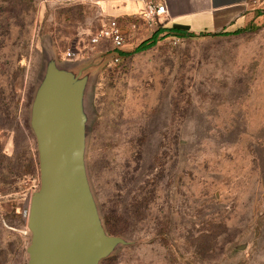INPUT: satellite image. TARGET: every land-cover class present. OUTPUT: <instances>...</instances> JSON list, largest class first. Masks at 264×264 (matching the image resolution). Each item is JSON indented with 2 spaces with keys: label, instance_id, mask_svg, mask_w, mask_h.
Wrapping results in <instances>:
<instances>
[{
  "label": "rangeland",
  "instance_id": "1",
  "mask_svg": "<svg viewBox=\"0 0 264 264\" xmlns=\"http://www.w3.org/2000/svg\"><path fill=\"white\" fill-rule=\"evenodd\" d=\"M110 2L0 0V99L10 112L0 145L29 166L0 182V264L27 260L25 210L39 187L29 115L50 62L85 78L84 161L99 215L124 172L159 178L145 219L99 264H264V0L240 32L160 33L141 51L159 17L152 27L142 12L117 18ZM114 18L126 32L116 64L109 43H90Z\"/></svg>",
  "mask_w": 264,
  "mask_h": 264
},
{
  "label": "water",
  "instance_id": "2",
  "mask_svg": "<svg viewBox=\"0 0 264 264\" xmlns=\"http://www.w3.org/2000/svg\"><path fill=\"white\" fill-rule=\"evenodd\" d=\"M187 32L189 27L172 24ZM32 98L29 126L35 138L39 187L30 196L26 264H99L126 244L103 226L85 168V78L47 64Z\"/></svg>",
  "mask_w": 264,
  "mask_h": 264
},
{
  "label": "trees",
  "instance_id": "3",
  "mask_svg": "<svg viewBox=\"0 0 264 264\" xmlns=\"http://www.w3.org/2000/svg\"><path fill=\"white\" fill-rule=\"evenodd\" d=\"M245 29V28H242ZM242 29H238L234 32L224 33H206L207 35H226L230 33L240 32ZM163 33V37H179V38H190L194 37L195 34L189 32H183L175 30L170 27H165L163 24L158 28L150 39L144 41L136 51L145 50L153 47L157 42L158 34ZM122 55H127L126 52H121ZM3 99H0V131L10 130L9 127L5 129L2 127L7 121H9L10 112L6 104L2 103ZM14 157H7L2 153V147L0 145V182L13 183L20 179L26 173V168L22 164V155L14 153ZM37 164V163H36ZM150 170L151 165H150ZM134 170V169H133ZM133 182V186H129V180ZM157 175L151 178H136L133 175H129L126 171L121 175L120 183H115L119 190L115 194V199L107 200L100 205V216L106 233L109 235L116 236H127L132 232V225L145 219L144 212L147 209L148 203L150 202V195L153 192L156 181L159 179ZM134 179V181L132 180ZM151 187V188H149ZM162 233H165L164 229H159Z\"/></svg>",
  "mask_w": 264,
  "mask_h": 264
},
{
  "label": "crops",
  "instance_id": "4",
  "mask_svg": "<svg viewBox=\"0 0 264 264\" xmlns=\"http://www.w3.org/2000/svg\"><path fill=\"white\" fill-rule=\"evenodd\" d=\"M108 14L119 17L141 15L151 0H110ZM164 4L166 14L159 17L165 27L172 24L187 25V32L205 33L234 32L248 26L261 7L253 0H156ZM106 6V8H107ZM141 17V16H140Z\"/></svg>",
  "mask_w": 264,
  "mask_h": 264
},
{
  "label": "built area",
  "instance_id": "5",
  "mask_svg": "<svg viewBox=\"0 0 264 264\" xmlns=\"http://www.w3.org/2000/svg\"><path fill=\"white\" fill-rule=\"evenodd\" d=\"M258 1V0H253ZM166 14V7L164 4H153L149 3L146 5V8L142 12V17L144 20L148 22V24L152 27L154 25L155 18L160 17ZM105 41L110 44L111 46V62L116 64L120 62V55L118 51L125 45L126 41V32L120 26L118 19H110L105 24L99 28V30L94 34L91 39L90 43L92 45H97L98 42ZM68 57L74 56V53L68 52ZM25 215H28V211L25 210Z\"/></svg>",
  "mask_w": 264,
  "mask_h": 264
}]
</instances>
